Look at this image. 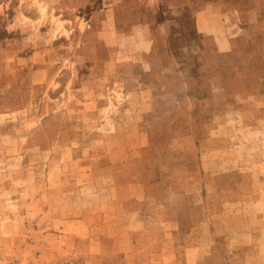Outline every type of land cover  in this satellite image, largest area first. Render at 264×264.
I'll return each instance as SVG.
<instances>
[{"label": "rangeland", "instance_id": "rangeland-1", "mask_svg": "<svg viewBox=\"0 0 264 264\" xmlns=\"http://www.w3.org/2000/svg\"><path fill=\"white\" fill-rule=\"evenodd\" d=\"M0 264H264V0H0Z\"/></svg>", "mask_w": 264, "mask_h": 264}]
</instances>
